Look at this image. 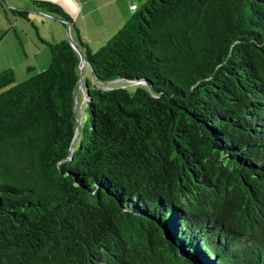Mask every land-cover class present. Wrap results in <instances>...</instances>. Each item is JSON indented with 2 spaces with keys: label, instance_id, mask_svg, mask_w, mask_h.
<instances>
[{
  "label": "trees",
  "instance_id": "16d2710c",
  "mask_svg": "<svg viewBox=\"0 0 264 264\" xmlns=\"http://www.w3.org/2000/svg\"><path fill=\"white\" fill-rule=\"evenodd\" d=\"M76 43L71 153L68 40L0 72V264H264V0H146Z\"/></svg>",
  "mask_w": 264,
  "mask_h": 264
},
{
  "label": "crops",
  "instance_id": "0c3cea01",
  "mask_svg": "<svg viewBox=\"0 0 264 264\" xmlns=\"http://www.w3.org/2000/svg\"><path fill=\"white\" fill-rule=\"evenodd\" d=\"M38 1H46L53 3L57 5L66 15L68 20H70L69 27H74L75 29V37H71L75 42H81L82 46H86L90 51V46L88 44V40L84 41L80 37V29L79 24H82V26L87 29V20L84 18L85 16L88 17V14L94 13L96 16H98V19L101 26H97V23L95 26H97V35L101 40H105L108 36H112L114 33H116L123 25L124 23L129 19L131 14L140 7V4L142 0H103L101 3L102 5H97L98 0H38ZM90 1V2H88ZM102 1V0H99ZM10 7L9 8H25L27 12V21L28 23L35 28V32L37 34V41H35L34 38H30L26 43L28 45V52L25 53L26 60L29 63L32 64V68L35 72L42 71L48 66L49 63V54L47 52L46 47L40 46L37 42L40 44H43L48 41H56L60 38L63 40L64 34L62 37H60V33L58 32V35L55 33H52L50 31L46 30V27L49 25L50 19L46 15L54 16L55 14L48 12L47 10L37 7L33 4V0H7ZM82 3V5H81ZM87 4H92L89 10L86 11L84 15H82V12L84 11V8ZM104 6V7H103ZM36 10L38 12H34L31 10ZM94 11V12H92ZM97 11V12H96ZM80 16L82 18V23H78V20L80 19ZM15 25H17L16 20L14 21ZM65 25V24H64ZM79 25V26H78ZM21 31L24 32L26 28L24 26H21ZM42 33V35H41ZM65 40H68L65 39ZM91 42L92 39H91ZM83 47V48H84ZM85 49H82L83 51ZM13 71V70H12ZM20 76H27V74L22 73V67L19 68ZM28 78V77H27ZM24 80V79H23ZM16 81V79H15Z\"/></svg>",
  "mask_w": 264,
  "mask_h": 264
},
{
  "label": "rangeland",
  "instance_id": "374dc122",
  "mask_svg": "<svg viewBox=\"0 0 264 264\" xmlns=\"http://www.w3.org/2000/svg\"><path fill=\"white\" fill-rule=\"evenodd\" d=\"M146 0H142L140 6H142L145 3ZM5 2V8L2 9L0 11V72L6 69H11L13 70L14 73V77L16 79L15 83H19L21 81H23V79H26L27 77H30L32 75H34L35 72L34 69L32 71H30L29 73L26 72V68L27 67H32V64H30L28 61L26 60V56L25 53L28 52V45H27V41L32 37L35 39V41H37V34L35 32V28L33 26H31L28 21L27 18H22L19 17L17 15H14L13 13H11L9 11V3L7 2V0H4ZM83 2V0L81 1ZM90 2V1H88ZM102 1H97V5H102L101 3ZM82 5V3H81ZM92 4H87L84 8V11L82 12V15H84L86 13L87 10L90 9V7ZM99 5V6H100ZM104 7V6H103ZM12 9H16V10H25V8H12ZM31 10V9H29ZM34 12H38L36 10H31ZM94 12V11H92ZM97 12V11H96ZM39 13V12H38ZM48 16V18L50 19L49 25L46 27L47 31H50L51 34L52 33H57L56 35H58V32L60 33V37L63 36L64 34V38L63 40L68 38V32L70 37H75V39L77 40L76 36H75V29L74 27H69V31H67V27L64 25L63 22L56 20L55 18H60L58 16L54 17V16H50V15H46ZM87 20V29H85L82 24H79V29H80V37L82 40L86 41L88 40V44L90 46L91 52L94 53L95 51H97L98 49H100L105 43L106 41L111 37L105 39V40H101L99 39L98 35L96 34L97 31V26H101L102 24L100 23L98 16H96L95 12L90 14H88V17L85 16L84 17ZM62 19V18H61ZM17 25H15V21ZM78 23H82V18L80 16V19L78 20ZM97 23V26H95V24ZM21 26H24V28H26V30L24 32L21 31ZM115 34V33H114ZM42 35V33H41ZM62 38L56 40V41H48L45 43H49V42H61L63 40H61ZM69 39V38H68ZM72 39V38H71ZM91 39L93 42H91ZM27 40V41H26ZM40 46H44L47 48V46L43 44H40L39 42H37ZM47 52H48V48H47ZM49 54V53H48ZM50 61V58H49ZM49 65V63H48ZM22 67V73L27 74V76L23 77L20 76V72H19V68ZM48 66H46L47 68ZM45 68V69H46ZM43 71V70H42ZM82 78H86L89 81H92V76H91V72L87 67L83 68L82 71ZM86 106H85V101L83 98L82 93H79V99L76 103V107H75V115L76 117L80 120V121H85L86 119Z\"/></svg>",
  "mask_w": 264,
  "mask_h": 264
},
{
  "label": "water",
  "instance_id": "95a60500",
  "mask_svg": "<svg viewBox=\"0 0 264 264\" xmlns=\"http://www.w3.org/2000/svg\"><path fill=\"white\" fill-rule=\"evenodd\" d=\"M56 20H59L61 22H63L65 24V26L67 27V31H69V23L61 18H55ZM68 42L70 43V45L72 46V48L77 52V54L79 55L80 59H81V65L79 67V82H80V85L78 86V91L76 92L75 94V97H74V110H75V107H76V103L79 99V93L81 92L82 95H83V98H84V101L87 102L89 100L88 98V92H87V86L86 85H83V78H82V71H83V68L84 67H87L89 68V65L81 51V48L79 47V45L73 40L71 39L70 35H69V32H68ZM91 72V75H92V71L90 70ZM84 86V87H83ZM76 122H77V128H76V133H75V136H74V139L73 141L71 142L70 144V153L72 152V147H73V143L74 141L76 140V138L78 137L79 135V132H80V128H81V124H80V120L78 118H76Z\"/></svg>",
  "mask_w": 264,
  "mask_h": 264
}]
</instances>
